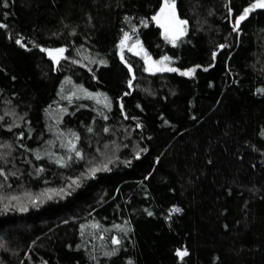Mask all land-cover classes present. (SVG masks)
Instances as JSON below:
<instances>
[{"label": "trees", "instance_id": "obj_1", "mask_svg": "<svg viewBox=\"0 0 264 264\" xmlns=\"http://www.w3.org/2000/svg\"><path fill=\"white\" fill-rule=\"evenodd\" d=\"M253 2L176 0L174 46L151 19L163 0H0V195L27 207L0 203V264H264V9L233 30ZM124 32L195 74L122 61ZM61 47L59 65L40 50Z\"/></svg>", "mask_w": 264, "mask_h": 264}, {"label": "snow or ice", "instance_id": "obj_2", "mask_svg": "<svg viewBox=\"0 0 264 264\" xmlns=\"http://www.w3.org/2000/svg\"><path fill=\"white\" fill-rule=\"evenodd\" d=\"M4 7H7V3L4 2L3 4ZM256 9H264V0H254L253 3H251L248 7H245L242 11V14L238 15L235 23L233 25V30L238 31L239 25L241 24L242 21L248 18L249 14ZM231 12V9H229ZM153 21L160 27L164 29V39L170 43H172L174 46L176 44V41L179 40L182 36H184L187 33V24L188 21L186 19H181L180 16L178 15L177 12V7H176V0H163V4L160 6L159 11L151 17ZM141 23L144 25V27L148 26V22L141 21ZM6 27L5 24L0 23V28ZM133 32L136 31V28L133 27L132 29ZM132 37L128 32L123 33V38L120 41V58L122 61H124V48L128 47V41L131 40ZM17 44H20L22 47L24 46L22 44V41L20 39H17L15 41ZM223 47V46H221ZM139 49V50H136ZM41 51L47 52L48 56L57 64H60V61L63 59H67V57L64 56V53L67 51V49L61 47V48H54V49H44L41 48ZM129 51H135L136 55H142L143 59L145 61V71L151 72V73H156V72H179L180 75L182 76H193L196 72V68H190L187 71L180 72L179 69L175 67H171L170 64L172 63V60L169 56L165 55L159 60H153L152 57L148 54L146 50L143 49L142 44L139 42V40L136 41L135 44H133L131 47L128 48ZM213 56H215V53H213ZM74 63L76 61H73ZM95 62V61H93ZM100 63H105L103 60L100 61ZM125 63H127L125 61ZM199 67V66H197ZM129 72H132V68L129 65L128 66ZM207 71V69H204ZM133 79H135V76H133ZM129 87L132 86V81L129 80ZM80 91L85 92V95L87 98L90 99H96L97 103H100L101 101L97 98V95H93L91 93H87L86 90L80 89ZM261 91H264L262 89ZM128 93H125L127 95ZM75 95V93H73ZM67 99L71 100V96L66 97ZM104 100L106 101L104 106L105 107H110V102H107V97H104ZM123 105H121V108ZM107 119V117H104ZM127 118V117H126ZM139 126V125H138ZM89 132L92 131L91 128L88 129ZM105 132L108 131L107 128L104 129ZM75 137V140H79V137L76 136L75 133L72 134ZM68 151L70 153H75V156L83 159V154L80 150L77 149L76 144L73 141L68 142ZM40 157L37 156V159ZM139 158V154L137 153V157ZM69 161L73 159L71 155L67 157ZM58 164H60L62 167H66L67 163L65 162L64 158L61 157L56 161ZM112 161H109L111 163ZM127 163H131V161H128ZM39 171H43V169H39ZM100 171H110V168L108 167V164L105 163L101 166H94L90 167L86 173H81V177L83 179H95L96 174ZM0 176H4L5 180L7 179V175L4 173L2 169H0ZM81 177H77L75 179H71L69 183H67L66 186L60 187V188H50L47 189L46 191L40 193L38 196H32L31 194H26L28 196V199L30 203H32L34 206L39 202L43 203L44 198L51 200L54 197H59V198H64L65 196H70L73 191H75L76 188H79L81 186ZM3 185H0V188H2ZM7 200L8 203H4V201ZM21 200L20 196L17 195H11V196H3L0 195V203H4V209L7 210L9 206L11 205L12 201L17 202V206L19 207L20 211H27V207L24 205H21L19 202ZM172 212H180L181 209L179 208H173L171 210ZM152 213L149 212V215ZM93 228H99L98 224L92 225ZM123 230V229H121ZM103 239V237H101ZM111 243L114 245H119L121 243L120 239L113 237L111 240ZM115 250H113L111 253H106L105 255H114ZM176 255L183 259V257L188 255L187 250H177Z\"/></svg>", "mask_w": 264, "mask_h": 264}, {"label": "rangeland", "instance_id": "obj_3", "mask_svg": "<svg viewBox=\"0 0 264 264\" xmlns=\"http://www.w3.org/2000/svg\"><path fill=\"white\" fill-rule=\"evenodd\" d=\"M181 19H184V18H181ZM162 31H163V34H164V29L162 28ZM140 42V41H139ZM128 47H125V48H129V47H131L133 44H135L136 43V41H132V40H129L128 42ZM141 43V42H140ZM142 44V43H141ZM143 46V45H142ZM52 49H54V48H52ZM143 49H144V46H143ZM136 50H139V49H136ZM145 50V49H144Z\"/></svg>", "mask_w": 264, "mask_h": 264}, {"label": "water", "instance_id": "obj_4", "mask_svg": "<svg viewBox=\"0 0 264 264\" xmlns=\"http://www.w3.org/2000/svg\"><path fill=\"white\" fill-rule=\"evenodd\" d=\"M149 55L152 57L153 60H155V59H154V56H153L152 54H149Z\"/></svg>", "mask_w": 264, "mask_h": 264}]
</instances>
